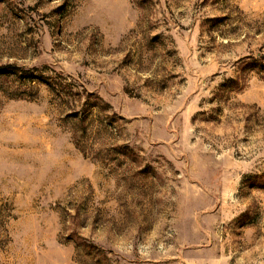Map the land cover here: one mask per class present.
<instances>
[{"label": "rangeland", "instance_id": "obj_1", "mask_svg": "<svg viewBox=\"0 0 264 264\" xmlns=\"http://www.w3.org/2000/svg\"><path fill=\"white\" fill-rule=\"evenodd\" d=\"M1 67L0 264H264V0H0Z\"/></svg>", "mask_w": 264, "mask_h": 264}, {"label": "trees", "instance_id": "obj_2", "mask_svg": "<svg viewBox=\"0 0 264 264\" xmlns=\"http://www.w3.org/2000/svg\"><path fill=\"white\" fill-rule=\"evenodd\" d=\"M9 67H11V66H9ZM6 69H7V67H1L0 73H2V74H5V73L18 74L19 71H22V69H18V68L14 72H11L10 70L6 71ZM22 76L27 77L30 80H38V81H41L42 83H46L48 86H50V88L52 90H55V86L47 78H45V76H43V75H35L30 70H28V71L26 70V71H23Z\"/></svg>", "mask_w": 264, "mask_h": 264}]
</instances>
